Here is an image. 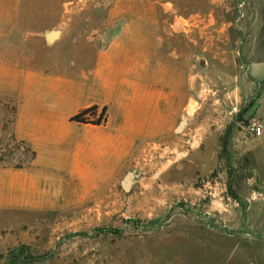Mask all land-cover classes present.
Here are the masks:
<instances>
[{"label": "rangeland", "instance_id": "1", "mask_svg": "<svg viewBox=\"0 0 264 264\" xmlns=\"http://www.w3.org/2000/svg\"><path fill=\"white\" fill-rule=\"evenodd\" d=\"M17 2L35 31L92 24L107 40L129 29L149 50L171 41L193 79L176 131L96 158L97 191L52 210L1 209L0 264H264V0ZM74 41L61 42L68 57ZM32 158L0 137L3 167Z\"/></svg>", "mask_w": 264, "mask_h": 264}, {"label": "crops", "instance_id": "2", "mask_svg": "<svg viewBox=\"0 0 264 264\" xmlns=\"http://www.w3.org/2000/svg\"><path fill=\"white\" fill-rule=\"evenodd\" d=\"M22 15L33 10L0 0V137L7 130L33 158L22 168L0 164V211L38 212L97 191L98 156L121 158L132 137L155 140L176 131L193 67L171 41L149 50L129 29L107 40L92 24L35 31ZM67 36L75 40L69 57L61 45ZM93 106L106 108L102 125L71 121ZM91 129L102 135L92 137Z\"/></svg>", "mask_w": 264, "mask_h": 264}, {"label": "trees", "instance_id": "3", "mask_svg": "<svg viewBox=\"0 0 264 264\" xmlns=\"http://www.w3.org/2000/svg\"><path fill=\"white\" fill-rule=\"evenodd\" d=\"M105 116L106 108H103L99 115H97V107L93 106L81 111L80 113L72 117L71 121L76 122L78 124L100 126L105 122ZM95 118H97V120L90 121V119L94 120Z\"/></svg>", "mask_w": 264, "mask_h": 264}, {"label": "built area", "instance_id": "4", "mask_svg": "<svg viewBox=\"0 0 264 264\" xmlns=\"http://www.w3.org/2000/svg\"><path fill=\"white\" fill-rule=\"evenodd\" d=\"M250 131L252 132V134L256 137H259L262 135L263 132V127L262 125H260L259 123H252L249 127Z\"/></svg>", "mask_w": 264, "mask_h": 264}, {"label": "water", "instance_id": "5", "mask_svg": "<svg viewBox=\"0 0 264 264\" xmlns=\"http://www.w3.org/2000/svg\"><path fill=\"white\" fill-rule=\"evenodd\" d=\"M182 125H183V124H182ZM127 180H129L128 177H127V178L125 179V181L123 182V186H124L125 189H128V188H129V184H126V183H127ZM124 183H125L126 185H125Z\"/></svg>", "mask_w": 264, "mask_h": 264}, {"label": "bare ground", "instance_id": "6", "mask_svg": "<svg viewBox=\"0 0 264 264\" xmlns=\"http://www.w3.org/2000/svg\"><path fill=\"white\" fill-rule=\"evenodd\" d=\"M129 182H130V181H129V180H127V183H126V184H129ZM124 184H125V183H124ZM126 184H125V185H126Z\"/></svg>", "mask_w": 264, "mask_h": 264}]
</instances>
